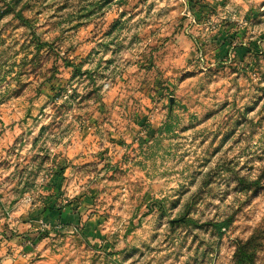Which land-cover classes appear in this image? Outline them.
I'll list each match as a JSON object with an SVG mask.
<instances>
[{
    "label": "rangeland",
    "instance_id": "obj_1",
    "mask_svg": "<svg viewBox=\"0 0 264 264\" xmlns=\"http://www.w3.org/2000/svg\"><path fill=\"white\" fill-rule=\"evenodd\" d=\"M242 256L264 264V0H0V264Z\"/></svg>",
    "mask_w": 264,
    "mask_h": 264
},
{
    "label": "trees",
    "instance_id": "obj_2",
    "mask_svg": "<svg viewBox=\"0 0 264 264\" xmlns=\"http://www.w3.org/2000/svg\"><path fill=\"white\" fill-rule=\"evenodd\" d=\"M52 211V209L50 210ZM229 226V222H224L221 224H216L215 227L218 229V231L221 233L224 228H227ZM238 264H246V256H242L238 258Z\"/></svg>",
    "mask_w": 264,
    "mask_h": 264
}]
</instances>
